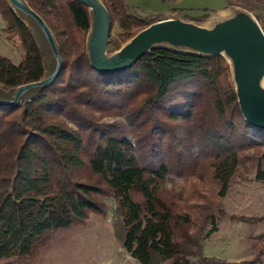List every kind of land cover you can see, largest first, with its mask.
Here are the masks:
<instances>
[{"label":"trees","instance_id":"16d2710c","mask_svg":"<svg viewBox=\"0 0 264 264\" xmlns=\"http://www.w3.org/2000/svg\"><path fill=\"white\" fill-rule=\"evenodd\" d=\"M101 1L111 33L116 23L122 29L120 45L110 36L113 53L157 22L129 13L124 0ZM26 2L52 31L63 66L49 87L15 106H0V264L32 260L54 233L75 232L90 214L105 216L99 201L105 195L116 202V240L140 264L194 258L230 264L203 254L205 226L216 225L210 207L194 216L182 206L185 191L165 187L211 174L224 196L240 154L250 149L258 151L255 180L264 184V141L256 139L264 131L244 120L227 59L156 47L129 70L100 74L86 51L87 7L75 0ZM226 2L264 10V0ZM0 15L7 39L17 37L22 51L19 65L0 56V92L9 97L44 79L46 66L34 33L7 0H0ZM107 117L124 122H102Z\"/></svg>","mask_w":264,"mask_h":264},{"label":"rangeland","instance_id":"374dc122","mask_svg":"<svg viewBox=\"0 0 264 264\" xmlns=\"http://www.w3.org/2000/svg\"><path fill=\"white\" fill-rule=\"evenodd\" d=\"M124 1L129 13L146 22L172 16L208 28L220 18L243 10L248 12L264 31V10H261L260 5H255L256 11L250 12L242 8L228 7L226 0ZM205 15H209V19L200 23L192 21V18ZM25 22L34 33L44 55L47 77L55 67L53 56L38 28L28 20ZM5 28L6 23L0 15V56L8 58L14 65H19L22 61L20 43L15 36L8 40V35L3 32ZM121 34L122 29L119 23H116L111 33V38L116 44L120 45ZM112 53V47L108 46L107 54ZM0 96H3L1 92ZM102 122H124V118L107 117ZM262 136L263 134H259L256 138L258 144H263ZM130 137H133V134H130ZM240 155L242 163L224 196H220L221 186L213 180L211 174H206L203 180L196 177L175 179L165 187L169 190L185 191L187 202L182 206L188 213L194 215L195 212L196 216V212L201 211V206L207 205L215 215V227L208 225L204 230V235L207 234L203 243L205 258L230 264H264V184L255 180L258 151L250 149ZM81 174L85 176L87 172L83 171ZM99 201L105 206V216L90 214L83 225L76 227L75 232L72 230L54 233L40 255L32 260L16 261L15 264H140L122 248L114 236V198L105 195L101 196ZM241 218L252 219L242 221ZM191 262L203 263L196 258L191 259Z\"/></svg>","mask_w":264,"mask_h":264},{"label":"water","instance_id":"95a60500","mask_svg":"<svg viewBox=\"0 0 264 264\" xmlns=\"http://www.w3.org/2000/svg\"><path fill=\"white\" fill-rule=\"evenodd\" d=\"M7 1L23 22L28 20L38 28L55 62L53 72L41 81L20 86L9 97L0 96V106L12 107L52 85L61 73L63 62L52 31L26 0ZM75 1L87 7L91 16L86 51L96 72L111 75L129 70L156 47L201 56L221 55L230 64L244 120L253 130L264 131V31L248 12L241 10L220 18L210 28L178 18L160 20L108 55L112 24L106 6L101 0Z\"/></svg>","mask_w":264,"mask_h":264},{"label":"crops","instance_id":"0c3cea01","mask_svg":"<svg viewBox=\"0 0 264 264\" xmlns=\"http://www.w3.org/2000/svg\"><path fill=\"white\" fill-rule=\"evenodd\" d=\"M171 18H173V17L172 16H167V17L158 19V21H160V20H166V19H171Z\"/></svg>","mask_w":264,"mask_h":264},{"label":"built area","instance_id":"2783aa9c","mask_svg":"<svg viewBox=\"0 0 264 264\" xmlns=\"http://www.w3.org/2000/svg\"><path fill=\"white\" fill-rule=\"evenodd\" d=\"M188 264H205V263H194V262H191V263H188Z\"/></svg>","mask_w":264,"mask_h":264}]
</instances>
